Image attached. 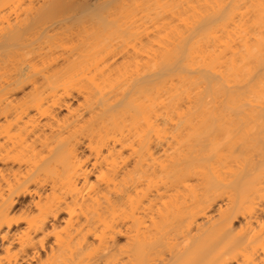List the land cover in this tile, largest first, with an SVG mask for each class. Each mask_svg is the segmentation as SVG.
<instances>
[{"label":"bare ground","instance_id":"bare-ground-1","mask_svg":"<svg viewBox=\"0 0 264 264\" xmlns=\"http://www.w3.org/2000/svg\"><path fill=\"white\" fill-rule=\"evenodd\" d=\"M0 264H264V0H0Z\"/></svg>","mask_w":264,"mask_h":264},{"label":"rangeland","instance_id":"rangeland-1","mask_svg":"<svg viewBox=\"0 0 264 264\" xmlns=\"http://www.w3.org/2000/svg\"><path fill=\"white\" fill-rule=\"evenodd\" d=\"M174 23H175V24H173V26H174V25H177V26H178V24H176V21H175ZM177 23H178V22H177ZM178 27H179V26H178ZM180 27H182V26H180ZM182 30H183V27H182ZM184 30H185V29H184ZM165 32H166V31H165ZM172 32H173V31H172ZM172 32H171V33H172ZM175 32H176V31H175ZM159 33H160V32H159ZM171 33H170V35H171ZM187 33H188V32H187ZM187 33H186V34H187ZM160 34L162 35V34H164V33L161 31ZM176 34H177V33H176ZM184 34H185V33H184ZM186 34H185V35H186ZM168 35H169V34H168ZM168 35H167V37H168L169 39H170V38H174V37L177 36V35H174L173 37H171V36L169 37ZM185 35H184V36H185ZM154 36H155V35H154ZM156 36H157V35H156ZM158 36H160V35H158ZM162 36H163V35H162ZM182 36H183V35H182ZM182 36L180 37V38H181V39H180L181 41H182ZM153 38H154V37H153ZM178 38H179V37H178ZM185 38H186V37H185ZM161 39H162V38H161ZM161 39H160V40H161ZM163 39H165V37H163ZM157 40H158V38L156 39V41H157ZM160 40H159V41H160ZM165 40H167V38H166ZM165 40H164V41H165ZM173 40H174V39H173ZM176 40H177V38H176ZM178 40H179V39H178ZM180 40H179L180 43H178V42H177V43L180 44V46H181V43L184 42L185 40L183 39L184 41H182V42H181ZM154 41H155V39H154ZM154 41H151L152 44L154 43ZM161 42H162V40H161ZM167 42H168V41H167ZM174 42H175V41H174ZM174 42H172V41L170 40L168 43H172V45H173ZM185 42H186V41H185ZM164 43H165V42H163V45H164V46L162 45L163 47L166 46ZM175 43H176V42H175ZM177 43H176V44H177ZM176 44H174V45H175V47L177 46V48H178L179 45H176ZM184 44H185V43H184ZM154 45H156V44L154 43ZM157 45H158V43H157ZM167 45H168V44H167ZM169 45H171V44H169ZM174 45H173V47H172V46H171V47L174 48ZM185 45H187V44H185ZM147 46H149V45H147ZM151 46H152V45H151ZM156 47H157V46H156ZM156 47H155V48H156ZM163 47H162V48H163ZM168 47H169V46H168ZM171 47L168 48V49H169V50H167L168 53H167V51L165 50L166 47L163 49V50L166 52V54H171V52H169L170 49H171ZM159 48H161V46H160ZM162 48H161V49H162ZM148 49H149L150 51H148L147 53L151 52V50H152L151 47H149ZM161 49H160V51H161ZM153 50H154V49H153ZM155 51H156V50H155ZM155 51H153V52L156 54ZM143 52L145 53V51H143ZM153 52H151V53H153ZM165 52H163V53H165ZM154 53H153V54H154ZM157 53H159V50H158ZM149 54H150V53H149ZM153 54H152V55H153ZM155 54H154V55H155ZM159 54H161V53H159ZM145 55H147V54L140 55V57L142 56V58H143ZM154 55H153L152 57H154ZM148 56H149V55H148ZM148 56L144 57V59L147 58ZM150 57H151V55H150Z\"/></svg>","mask_w":264,"mask_h":264}]
</instances>
